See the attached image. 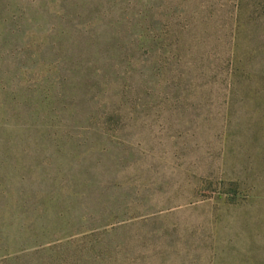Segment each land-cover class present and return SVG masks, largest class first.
<instances>
[{
  "label": "rangeland",
  "instance_id": "obj_1",
  "mask_svg": "<svg viewBox=\"0 0 264 264\" xmlns=\"http://www.w3.org/2000/svg\"><path fill=\"white\" fill-rule=\"evenodd\" d=\"M0 264H264V0H0Z\"/></svg>",
  "mask_w": 264,
  "mask_h": 264
}]
</instances>
